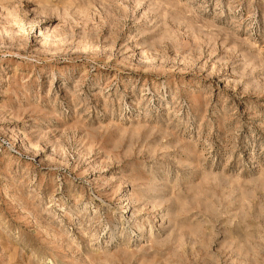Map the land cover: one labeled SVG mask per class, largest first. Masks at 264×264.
Wrapping results in <instances>:
<instances>
[{"label": "rangeland", "instance_id": "374dc122", "mask_svg": "<svg viewBox=\"0 0 264 264\" xmlns=\"http://www.w3.org/2000/svg\"><path fill=\"white\" fill-rule=\"evenodd\" d=\"M0 264H264V0H0Z\"/></svg>", "mask_w": 264, "mask_h": 264}]
</instances>
